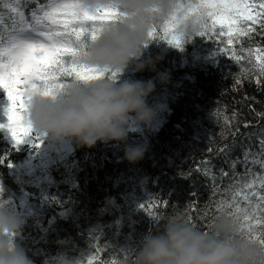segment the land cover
<instances>
[{
	"label": "trees",
	"instance_id": "trees-1",
	"mask_svg": "<svg viewBox=\"0 0 264 264\" xmlns=\"http://www.w3.org/2000/svg\"><path fill=\"white\" fill-rule=\"evenodd\" d=\"M36 7L25 3L21 10L29 16ZM0 17L9 26L19 20L7 10H0ZM259 31L231 46L226 37L196 35L183 50L163 39H148L142 59L156 61L155 71L129 68L118 82L155 79L157 73H167L169 80L157 83L149 98L162 111L150 126H133L126 142H98L92 148L71 142V151L58 152L61 144L37 140L34 132L30 142L17 145L0 123V205L22 222L15 245L35 263L130 264L129 250L160 228L161 218L180 214L188 222L190 215L189 226L205 230L219 214L216 202L232 196L231 162L242 161L246 149L257 153L258 139L264 136V117L257 116L264 113V78L257 86L254 55L241 51L264 49ZM226 48L242 59H232ZM39 143L45 157L36 159L30 175L17 178L15 167L38 156ZM137 145L147 152L129 163L124 149ZM205 167L217 177L215 195L211 179L197 171ZM247 167L261 172L258 165ZM221 170L229 175L222 177ZM234 171L243 175L245 165L237 163ZM28 185L32 192L21 207Z\"/></svg>",
	"mask_w": 264,
	"mask_h": 264
},
{
	"label": "clouds",
	"instance_id": "clouds-1",
	"mask_svg": "<svg viewBox=\"0 0 264 264\" xmlns=\"http://www.w3.org/2000/svg\"><path fill=\"white\" fill-rule=\"evenodd\" d=\"M84 7L89 11L111 7L123 16L87 45L77 57L79 65L120 74L129 68L155 71L156 61L142 59L143 50L152 28L173 14L175 0H84ZM198 30L192 22L179 27L182 47L196 38ZM168 80L167 73H157L149 80L73 82L56 97L29 91L26 120L35 135L50 144L75 142L92 148L98 142H126L133 126H150L162 111L160 105H150L149 98L157 83L166 85ZM146 152L144 145L126 146L124 159L134 164ZM160 223L138 248L129 250L130 264H264V247L244 237L239 224L226 213L214 217L208 234L193 229L180 214L161 218ZM21 228L20 219L0 205V264H32L11 241Z\"/></svg>",
	"mask_w": 264,
	"mask_h": 264
},
{
	"label": "snow or ice",
	"instance_id": "snow-or-ice-1",
	"mask_svg": "<svg viewBox=\"0 0 264 264\" xmlns=\"http://www.w3.org/2000/svg\"><path fill=\"white\" fill-rule=\"evenodd\" d=\"M25 3L37 5L29 16L21 10ZM0 10L10 11L19 17L10 26L0 17V90L8 101L6 127L17 145L33 133L26 120L29 91L56 97L73 82L118 80V72H100L77 63V57L90 42L99 38L104 27L122 18L123 13L118 9L107 7L89 11L84 7V0H0ZM188 22L198 27L197 36L226 37L228 46L242 44V38H250L257 29L264 35V0H175L173 14L162 25L154 26L148 39H163L168 45L183 50L177 31ZM224 51H228L237 62L242 59L231 48ZM241 51L254 55L253 80L260 86L264 78V49L241 48ZM241 82L239 78L236 81L237 84ZM257 116L264 117V113H257ZM244 127H249V124L245 123ZM35 138L40 139L37 135ZM258 148L254 154L251 149H246L242 161L231 162L235 177L232 196L217 201L216 211L234 218L244 237L264 247V136L258 139ZM204 163L209 164L208 161ZM237 163L245 165L243 175L235 173ZM249 163L258 165L261 172L253 173L247 167ZM197 171L211 179L215 195L218 191L216 175L210 167ZM228 175L221 170L222 177ZM246 176L251 179L245 180ZM160 218L158 215L154 217L157 221ZM187 224H191L190 215ZM210 226L211 222L203 231L195 225L191 227L208 234Z\"/></svg>",
	"mask_w": 264,
	"mask_h": 264
},
{
	"label": "rangeland",
	"instance_id": "rangeland-1",
	"mask_svg": "<svg viewBox=\"0 0 264 264\" xmlns=\"http://www.w3.org/2000/svg\"><path fill=\"white\" fill-rule=\"evenodd\" d=\"M7 104H8V101L6 99V94L2 90H0V123L5 125V128L7 130L8 136L11 139H13L12 136H11V133L8 131V129L6 127L7 123H8L7 116H6V111H5L6 107H7ZM31 136H32V134H30L29 136L25 137L24 141L21 144L27 143L28 141L30 142L32 140ZM43 149L44 148H43L42 144L39 143V146H38V150H40V152H38L39 155L38 156H34V157H29V159L25 163L15 167L14 170H15V174H16L17 178H20V179L23 178L24 179L25 178L24 177L25 174H29L30 175L33 172V170L37 166V164L35 162L36 159H38V157H45V154L41 153V150H43ZM57 151L58 152L71 151V148L68 146L67 143H63V144H61V146L59 147V149ZM31 189H32V187L29 186V185L26 188H24L25 193L21 197V200H20V206L21 207L26 202L27 194L32 192ZM57 210H58V214L59 215H61V216L66 215V211L64 209H57ZM11 241H12V244L14 246H16L15 245V241H14V237L11 238ZM29 259L32 261V264H48L45 261L35 263V262H33V260L31 258H29Z\"/></svg>",
	"mask_w": 264,
	"mask_h": 264
}]
</instances>
